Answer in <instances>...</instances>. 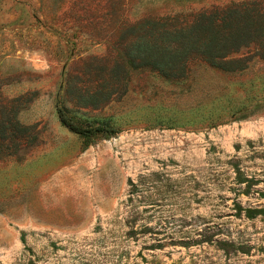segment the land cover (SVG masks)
<instances>
[{
  "label": "rangeland",
  "instance_id": "obj_1",
  "mask_svg": "<svg viewBox=\"0 0 264 264\" xmlns=\"http://www.w3.org/2000/svg\"><path fill=\"white\" fill-rule=\"evenodd\" d=\"M169 1L125 0L126 16L242 0ZM118 7L0 0V102L17 99L37 137L0 156V264H264V60L180 80L133 69L112 46ZM116 55L126 92L80 103ZM59 107L119 132L84 149Z\"/></svg>",
  "mask_w": 264,
  "mask_h": 264
},
{
  "label": "trees",
  "instance_id": "obj_2",
  "mask_svg": "<svg viewBox=\"0 0 264 264\" xmlns=\"http://www.w3.org/2000/svg\"><path fill=\"white\" fill-rule=\"evenodd\" d=\"M116 1L119 7L113 17L116 38L112 46L133 69L153 71L167 80H180L187 78L195 63L233 72L245 69L252 56L264 60V0L232 1L193 12L146 14L133 19L126 16L125 0ZM167 1L168 6L171 1ZM175 3L183 6L189 2ZM243 51L247 52L237 58ZM116 56L111 65L105 62L95 72L98 77L94 80L102 88L97 98L88 100L81 96L80 103L93 106L108 103L126 92L125 66L121 57ZM16 101L2 98L0 102V156H14L37 140L32 127L18 120ZM57 113L62 126L83 139L84 149L119 132L108 123L77 120L63 107ZM247 212L250 219L261 213L250 209ZM21 239L25 242V234Z\"/></svg>",
  "mask_w": 264,
  "mask_h": 264
}]
</instances>
